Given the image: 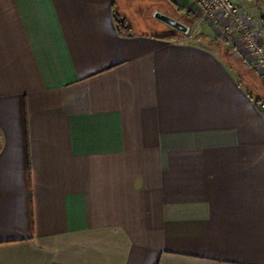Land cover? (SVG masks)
Here are the masks:
<instances>
[{
	"label": "crops",
	"instance_id": "obj_1",
	"mask_svg": "<svg viewBox=\"0 0 264 264\" xmlns=\"http://www.w3.org/2000/svg\"><path fill=\"white\" fill-rule=\"evenodd\" d=\"M172 4L0 0V264H264V83Z\"/></svg>",
	"mask_w": 264,
	"mask_h": 264
},
{
	"label": "built area",
	"instance_id": "obj_2",
	"mask_svg": "<svg viewBox=\"0 0 264 264\" xmlns=\"http://www.w3.org/2000/svg\"><path fill=\"white\" fill-rule=\"evenodd\" d=\"M195 2L200 6L198 12L204 16V19L213 16L215 22L218 20L215 12L220 11L226 19V24L222 29L218 26L216 28L226 39L235 38L240 42V47L245 50L248 59L250 58L251 63L261 70L264 77V41L259 40L258 37L262 36L264 39V35L255 32L251 27L250 17L243 13L240 5L235 0H195ZM260 107L264 110V100L261 101Z\"/></svg>",
	"mask_w": 264,
	"mask_h": 264
},
{
	"label": "rangeland",
	"instance_id": "obj_3",
	"mask_svg": "<svg viewBox=\"0 0 264 264\" xmlns=\"http://www.w3.org/2000/svg\"><path fill=\"white\" fill-rule=\"evenodd\" d=\"M235 1H237L238 2V4H239V1L240 0H235ZM252 2L253 3H256V5L257 4H262V5H264V0H252ZM196 3V10L195 11H192V10H189V9H185V12L187 13V15H185V14H183V13H181V11L179 10V9H177L173 4L172 5H170L169 6V9H170V11H171V14L175 17V18H177L178 20H180L181 22H183V23H191L193 20L197 23V25H196V27H198V26H200V25H202V23H206L205 22V19H204V16L201 14V13H199L198 11L201 9L200 8V6L197 4V2H195ZM157 6L158 7H161L162 5L161 4H157ZM154 13H155V10L153 11V13H152V15L154 16ZM215 15L216 16H218V20L217 21H213V19L215 20V18L212 16H209L208 18H207V22L209 21H211L210 23H212L213 22V25H215V27H217L218 26V28L220 27V29H222L223 28V25L224 24H226V19L221 15V13H220V11H216L215 12ZM154 19V18H153ZM212 19V20H211ZM159 20H160V18H159ZM155 21H157L158 22V20H156L155 19ZM252 22H253V19H251V17H250V24H251V27L254 29V27H253V25H252ZM159 24V23H158ZM164 25V24H163ZM192 27V29L195 27V25L193 26H191ZM168 29V28H167ZM255 30V29H254ZM164 31H166V30H164ZM162 32V31H161ZM256 32V31H255ZM223 35V34H222ZM259 37V40H261V41H264V39H263V37L262 36H258ZM226 39V38H225ZM238 39V38H237ZM233 40H234V38H233ZM246 59V58H245ZM247 60V59H246ZM247 62L249 63V66H251V67H253L254 68V70H256V72H257V74L259 75V77H260V79L263 81V83H264V77H263V74H262V72H260L261 70H259V68L258 67H256V65H254V64H252L251 63V61H250V58L247 60ZM262 100H264V99H260V100H258L259 101V107H260V103H261V101ZM260 109H261V107H260ZM264 111V110H263Z\"/></svg>",
	"mask_w": 264,
	"mask_h": 264
},
{
	"label": "water",
	"instance_id": "obj_4",
	"mask_svg": "<svg viewBox=\"0 0 264 264\" xmlns=\"http://www.w3.org/2000/svg\"><path fill=\"white\" fill-rule=\"evenodd\" d=\"M159 18H161L163 21H165L169 26L177 29L178 31L182 32V33H187L190 30V26L187 25L186 23L181 22L180 20H178L177 18L165 14V13H158Z\"/></svg>",
	"mask_w": 264,
	"mask_h": 264
},
{
	"label": "trees",
	"instance_id": "obj_5",
	"mask_svg": "<svg viewBox=\"0 0 264 264\" xmlns=\"http://www.w3.org/2000/svg\"><path fill=\"white\" fill-rule=\"evenodd\" d=\"M261 20H262V23L264 26V15H262ZM116 22H117V28H118V31L120 34L129 35L132 32L131 24L129 23V21L126 18H124L120 15H117L116 16Z\"/></svg>",
	"mask_w": 264,
	"mask_h": 264
}]
</instances>
